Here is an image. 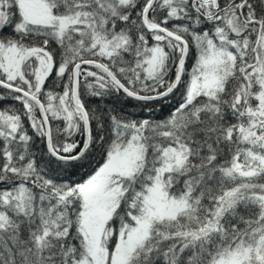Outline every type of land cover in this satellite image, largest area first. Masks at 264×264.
I'll use <instances>...</instances> for the list:
<instances>
[{
    "label": "snow or ice",
    "instance_id": "1",
    "mask_svg": "<svg viewBox=\"0 0 264 264\" xmlns=\"http://www.w3.org/2000/svg\"><path fill=\"white\" fill-rule=\"evenodd\" d=\"M0 264H264V0H0Z\"/></svg>",
    "mask_w": 264,
    "mask_h": 264
}]
</instances>
